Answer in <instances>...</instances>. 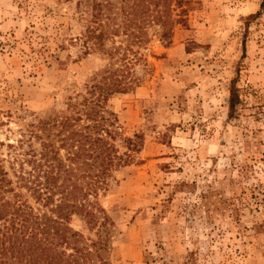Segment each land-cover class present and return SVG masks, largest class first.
<instances>
[{
	"label": "rangeland",
	"instance_id": "1",
	"mask_svg": "<svg viewBox=\"0 0 264 264\" xmlns=\"http://www.w3.org/2000/svg\"><path fill=\"white\" fill-rule=\"evenodd\" d=\"M77 2L0 0V170L13 182L16 157L58 145V128L47 138L38 121L70 115L69 99L110 62L100 50L82 55L75 39L92 17ZM263 2L182 0L167 44L150 23L149 42L133 46L136 84L106 106L118 147L137 134L140 149L99 192L111 221L101 264H264ZM233 80L240 104L229 118ZM250 186L257 204L241 195ZM70 225L96 239L80 217Z\"/></svg>",
	"mask_w": 264,
	"mask_h": 264
},
{
	"label": "trees",
	"instance_id": "2",
	"mask_svg": "<svg viewBox=\"0 0 264 264\" xmlns=\"http://www.w3.org/2000/svg\"><path fill=\"white\" fill-rule=\"evenodd\" d=\"M181 4L182 0H78L77 7L83 8L81 17L89 11L92 17L75 39L81 42L82 55L100 50L110 62L90 78L84 95L69 99L70 115L38 121L37 128L47 138L54 127L58 128L52 135L57 146L41 141L39 151L28 149L20 154L22 157H16L14 182L0 170V189L11 193L5 198L0 195V264L104 262L102 253L111 221L98 203V195L109 185L114 170L129 165L140 149L137 134L121 139L123 151L118 147L117 119L107 109V101L136 84L133 61L141 56L133 46L149 42L146 25H159L160 40L167 44L172 26L169 14L172 6ZM120 35L127 39L124 47L114 41ZM107 41L112 45L107 47ZM239 104L233 80L229 118L237 116ZM255 191L250 186L243 188L241 195L247 203L255 200L257 204L260 198ZM217 202L223 205L226 200L219 197ZM230 205L235 213V205ZM74 216L80 217L89 230H95L96 239L86 238L71 227ZM192 258L190 255V262Z\"/></svg>",
	"mask_w": 264,
	"mask_h": 264
}]
</instances>
